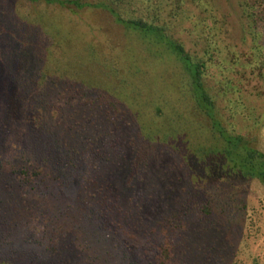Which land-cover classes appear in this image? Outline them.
Wrapping results in <instances>:
<instances>
[{
	"label": "trees",
	"instance_id": "trees-1",
	"mask_svg": "<svg viewBox=\"0 0 264 264\" xmlns=\"http://www.w3.org/2000/svg\"><path fill=\"white\" fill-rule=\"evenodd\" d=\"M17 1L0 0V264H236L232 235L254 214L243 192L264 189V0H237L238 29L215 0H25L96 10L145 40L153 61L172 57L212 140L191 152L178 128L198 122L141 123L108 81L81 77L77 66L114 74L91 42L64 61L58 21L22 15ZM253 81L257 103L244 95ZM158 154L180 160L187 180L152 216L138 182Z\"/></svg>",
	"mask_w": 264,
	"mask_h": 264
},
{
	"label": "rangeland",
	"instance_id": "rangeland-1",
	"mask_svg": "<svg viewBox=\"0 0 264 264\" xmlns=\"http://www.w3.org/2000/svg\"><path fill=\"white\" fill-rule=\"evenodd\" d=\"M215 2L214 13L224 15L229 25L238 29L240 20L238 1L215 0ZM42 10L49 15L50 20L58 21L59 29L64 31L67 34L66 39L71 41L72 45L69 44L67 47L69 55L64 58V61L73 62L82 53H89L85 45L91 42L94 47L92 52L96 53L101 60L111 63L115 69L112 71L114 74L105 76L90 65L77 66L84 80L105 83L108 81V86L112 90L117 89L116 92L121 98L140 112L141 123L149 119L150 122L158 125L160 132L168 124H180V119L198 122L195 127L192 123L185 122V126L189 129H186L187 131L182 125L178 128L179 132L190 139L188 143L190 152L202 145H210L212 140L208 130L203 132L205 130L201 127L202 117L192 110L191 100L184 94V89L182 92L179 90L180 68L172 57L164 54L153 61L149 57L152 47L145 40L133 31H124L96 10H77L70 15L58 8H46L43 4H28L25 0L17 1V11L22 15L37 14ZM188 10L192 14L198 12L205 14L193 3L188 6ZM76 52L77 55L74 56ZM259 85L255 81L245 85L248 88L244 90L246 102L253 100L257 103ZM156 106L162 111L160 118L152 116ZM159 129L156 130L158 134H160ZM261 137L264 140L263 131ZM127 159L128 157L120 161L123 164L118 166V169L123 170L118 171L119 173L115 172L118 174L117 182L119 183H122L123 176L126 174ZM186 180L185 169L180 160L175 161L167 154H158L152 159L147 165L143 182H138V187L142 188L143 193L149 197L147 204L143 206L146 214L155 216L163 211L185 186ZM126 189L132 190L130 187ZM243 193L247 195L251 214H254L253 222H242L239 225L240 229L232 235V238L236 235L238 237L240 233L242 236L236 264H264V189L258 183L252 182Z\"/></svg>",
	"mask_w": 264,
	"mask_h": 264
}]
</instances>
